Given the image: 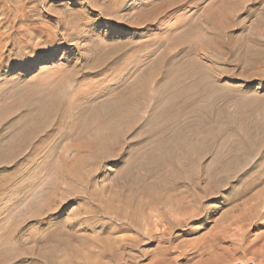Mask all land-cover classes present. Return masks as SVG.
Here are the masks:
<instances>
[{"label": "rangeland", "instance_id": "rangeland-1", "mask_svg": "<svg viewBox=\"0 0 264 264\" xmlns=\"http://www.w3.org/2000/svg\"><path fill=\"white\" fill-rule=\"evenodd\" d=\"M121 2L122 0H0V136L3 151L8 143L10 148L12 133L17 134L20 127L27 128L29 125L30 128L31 124H35V121L27 119L28 113L35 114L39 109L49 110L48 103L52 97L71 101L73 86L68 79L72 78L74 82L90 81L93 74L83 69L84 65L95 66L102 63L108 55L112 58V64L120 66L112 73L108 83L107 80L100 79L106 71L98 70V73H94L95 81L100 82L98 81L94 90L82 95L84 98L96 99L94 110L88 111L89 117L99 112L105 114L110 110V106L102 103L104 98L101 91L106 86L113 89L123 85L133 86L146 68L150 73L156 74L160 80L159 86L164 84L167 69L170 70L169 73L172 72L170 76L175 75V67L155 66L166 50L170 53V62H183V51L174 46V39L154 44L156 35L166 31L165 26L156 23L140 28L130 26L139 20L143 10L147 12L153 3L159 4L160 1L128 0L125 6ZM142 2H145L142 6L132 9ZM209 2L203 0L200 8L203 9ZM243 4L247 10L252 5L254 8L244 12L238 25L224 35L230 52L226 50L221 61L216 64L215 75L218 80L212 75L207 78L205 76L201 90L206 94L200 99L199 108L183 112L163 108L144 110L124 125L117 126L122 129L123 136L111 146L99 150L101 155L98 158L85 153L78 154L71 141H59L55 138L49 140V153L46 146L43 151L36 150V153L34 149L45 139L43 135L36 138L22 155H17L16 158L0 157V178L8 177L0 191V264H201L204 259H208L203 253V247L210 245L209 237L219 227L221 229L222 225H231L238 209L243 210L250 205L249 202H258L264 196V184L256 186L264 179V140H259L261 137L264 139V0H244ZM194 12V8L185 5L182 9L169 11L159 20L169 18L167 25L170 26L183 14L188 16ZM182 30L177 28L175 35ZM143 44L144 50L140 49ZM186 86L192 89L191 84ZM192 97L184 95L179 100L188 101ZM170 99V95H163L162 104ZM75 111L70 113L77 115L78 111ZM60 115L62 116L61 113ZM89 117L76 121L68 118L65 121L68 128L65 125L54 133L63 135L72 131V125H76L73 132H85V136L89 133L86 139H93L101 122ZM200 126L211 129L257 126L259 134L256 139L262 144H255L263 146V154L258 153L259 157L255 155L256 158L245 154V157H249L247 159L241 155H232L231 142L222 140L223 146L217 139L212 142V150L203 155L204 142L197 143L189 137L191 130H197ZM51 129L49 127L47 130ZM111 131L114 129L109 127L103 130L105 134H111ZM182 145L187 147L185 151ZM194 147L196 149L193 150ZM190 149L197 153L193 155L196 158L192 156L195 161L203 157L200 168L190 165V176L193 179L220 176L217 172L221 161L225 163L228 160L226 163L230 164L238 159L253 161L252 164L245 165L240 160L244 163L241 165L238 160V165L235 162V166L228 167V182L219 191L210 190L211 185L203 190L201 213L193 223L188 222V226L167 229L170 224L161 223L163 217L159 221L153 212L155 210L144 207L143 211L139 209L137 212L140 227H134L129 217H133V212L139 206L134 204H139L142 200L144 202L145 198V202L148 201L153 191L152 184L157 180L156 176L149 178L145 174L147 171L143 166L147 163V158L158 157L163 153L183 159L185 152L190 155ZM63 152L65 155L61 157ZM48 159L51 160L49 163ZM257 163L261 165L252 172L247 171ZM139 167H142L144 174ZM210 168L215 169L209 171ZM141 186H147V189ZM249 188L253 190L250 192ZM243 190L245 193H242ZM156 224L157 228L154 226ZM230 225L226 226L228 233H223L225 236L229 234L227 237L223 235L226 239H219L221 247L229 248L231 241L237 242L241 237V240L250 244L264 241V228L260 227L262 225L247 230L241 229L240 225ZM242 233L245 234L244 237ZM242 257L247 260L250 255L238 254L236 258L239 261L234 264H253L241 259Z\"/></svg>", "mask_w": 264, "mask_h": 264}, {"label": "bare ground", "instance_id": "bare-ground-1", "mask_svg": "<svg viewBox=\"0 0 264 264\" xmlns=\"http://www.w3.org/2000/svg\"><path fill=\"white\" fill-rule=\"evenodd\" d=\"M112 1L116 2V1H120V0H112ZM127 1L128 0H122V2H121L122 5L125 6ZM159 1H160L159 4L153 3L152 7L147 12H145V10H143L140 14L139 20L137 22L131 23L130 26H132L134 28H137V27L140 28L141 26H145V25H151V24L155 25V23H156V25L159 24L160 26L161 25L165 26L164 28H166V31L164 33L161 32L162 34L156 35L157 38L155 39L154 44H163L164 40H166V39H169V38L172 40L174 39V43H175L174 46L179 48V50L183 51V56H182L183 62L181 64H178L177 62H170L169 61L170 53L167 52V50H166L164 52V54H162L160 59L156 62L155 66L159 67V68H162L164 65L165 66L169 65L170 67L171 66L175 67V75L170 76V74L172 72L169 73L170 70L167 69L166 73L164 75V84L159 86L158 84L160 83L159 82L160 80L158 79V77L155 76L156 74L152 73V72L150 73L148 68H146V69L142 70V73L140 75L141 78L134 85L132 84L133 86L129 87L127 85H123V86L117 87L115 89H113L111 86L110 87L106 86L101 91V92H103V94L101 96L104 98L102 103L110 106V110L108 112H106L105 114L102 112H99L98 114H96L94 116L91 115L89 117L88 111L90 109H93L96 106V104H95L96 99L84 98L82 95L88 94L89 92L88 93H85V92H87V91L91 92L92 90L95 89V86L97 87V83L99 80L97 79L98 81L97 82L95 81V79H94L95 74L94 73L97 72L98 70L101 72H102V70L106 71L105 73H103V78H100V79H103L104 81L107 80V83H108L111 81L110 77H111L112 73L117 71L120 66L118 64H115V65L112 64V62H113L112 58L108 55L106 56L105 60L103 59L102 63H99L95 66H90L88 64L84 65L82 68L87 70L88 73L93 74V77H90V81L85 80V82L84 81L74 82L75 80H73L72 78L68 79V81L71 82L72 86H73V97L71 98V101L70 100H62V99H59V97L58 98L52 97L49 99V103H48L49 104V106H48L49 110L47 109V111L46 110L41 111V109H39L40 111L37 113L35 112V114H34V112L30 113V114L28 113L27 119L30 121L31 120L35 121V124H31L30 128H28L29 125L27 126V128L25 126V127H20V129L15 127L18 129L17 131L20 130V132H18V133L16 132L17 134L12 133V135H11L12 139H10L11 142L9 140L10 148H9V143L7 144L8 146L5 147V148H9V149L6 150L4 148V151L2 150V144L3 143H2V138L0 136V157L2 159H5L8 156H12V157L16 158L17 155H20L21 153L23 154L24 153L23 151H25L26 149L28 150V148H30L32 146V142L33 143L35 142L34 140H36V138L38 139V137L40 135H43V136H45V139L41 143H39V145L36 146L37 148L34 149L35 151L36 150L40 151L43 149L44 146H46L47 147L46 150L48 149L47 151L49 153V144H48L49 140L55 138L56 140H59V141H61V140L71 141L73 144L72 147L74 148L75 152H77L78 154L85 153V154H89L91 156H94L95 158H98L101 155V153L100 154L98 153L99 150H104L105 148L111 146L112 143L117 142L123 136L122 129H120L117 126L118 125H124L125 122H127L129 119H131L134 116L135 117L138 116L140 114V112H143L144 110H147L150 108L151 109L163 108L166 110L178 109V111L183 112V111H187L190 109L199 108V106L201 105L200 99L203 98L206 94V93L204 94V91L201 90V88H202L201 85L205 79V76L207 75L206 76V78H207L208 76L212 75V76L216 77V80H218V76L215 75V67H216V64L221 61V57L225 53V51L228 50L224 35L228 31H230V29L235 28L238 25V21H239L241 15L244 12L251 11L252 8H254V5L250 6L251 8L249 10H247L245 5L243 4L244 0H208V1H210L209 4H207L202 9V8H200V5H201V2L203 0H159ZM250 1L256 2L259 0H250ZM144 3L145 2H142V3L134 6V8H132V9H135V8L142 6ZM185 5H188V7H191V9L194 8L195 12L192 13L191 15H188V16H187V14H183L181 17H178V19H175V22L170 26L167 25V23H168L167 21L169 20V18H165L164 19L165 21L159 20V19H161V17L163 15H166L169 11H172L174 9H176V10L182 9V7ZM177 28H182L183 30L178 35H175V30ZM144 47H145V45L143 44L140 47V49L144 50ZM233 50H234V48H233ZM127 60H129V58ZM201 60H202V62H201ZM253 62H255V61H253ZM136 65L138 66L139 64H136ZM78 69L81 70V68H79V67H78ZM169 69H171V68H169ZM221 71H222V69H221ZM218 73H219V70H218ZM86 75H88V74L86 73ZM187 84L188 85L191 84L192 89L187 88V86H186ZM99 85H100V83H99ZM102 86H103V84H102ZM99 90H100V88H99ZM151 91H153V92H151ZM150 93H152V94H150ZM166 94L170 95L171 99L162 104V101H161L162 96L166 95ZM184 95H186V97H188V98L192 97V96L193 97L191 99H189L188 101L187 100L186 101L179 100ZM190 95H192V96H190ZM210 98H212V97H210ZM30 101H32V100H30ZM211 101H212V99H211ZM42 104L44 105L45 103H42ZM40 108H41V106H40ZM75 110L78 111V114L72 115L70 112H72V111L76 112ZM43 111H46V112H43ZM97 111H98V109H97ZM60 113L62 114V116L61 115L59 116ZM87 117H89V119L95 118L96 120L101 122L99 125V128H98L97 134H96V132L95 133L93 132L94 134H96L95 136L93 134V137H94V138L92 137L93 139H91V138L89 140L86 139V136L89 137L88 136L89 133H86L87 135L85 136L84 135L85 132H83V131H81V132H83V134L81 133L82 135L79 134L80 132L79 133L73 132V129L76 128L75 127L76 125H72L71 126L72 131H70L68 133L66 132L67 134L63 133V135L61 134L58 136L57 134L54 133V131H56L57 129H60L66 125L65 121H68L67 120L68 118H73V121H76V120H80V119L84 120ZM101 119H104L105 121H101ZM70 121H71V119H70ZM9 123H10V121H9ZM68 123L69 122H67V124ZM68 126L66 125L67 128H68ZM49 127H50V129L52 127V129L50 131L47 130V129H49ZM108 127L114 129V131H111V134H109V133L105 134L103 132V130H107ZM252 127L251 128H246V127L243 128V127H230V126L226 127L225 126V127L220 128V129H211V128H204V127L200 126L197 130L196 129H193L194 131L191 130V132L189 134L190 136L189 135L188 136L192 137V139L197 141V143L199 141L202 143L204 142L205 146L203 145V148L201 147L203 150V155H204V153L208 154L212 150V146H213L212 142L219 139V142H221V144H222V140L224 142H231L229 144H231L230 148L232 150L230 153H232V155L233 154L234 155H241L243 158V156L244 157L246 156L245 154H248L249 157L252 156V157L256 158L255 155H257L258 153H261L263 150L262 149L263 146L262 147L259 146L262 144V143L259 144V142H260L259 140L262 141L264 139H262V137L259 138V140L256 139V136L259 134V128L257 126H256L257 128L256 127L252 128ZM86 128H88V127H86ZM86 128H85V131H87ZM67 130H69V129H67ZM203 134L206 135L207 137L203 138V136H204ZM91 135H92V133H91ZM212 135H213V137H212ZM209 137H211V138H209ZM187 139H189V138H187ZM189 140H191V139H189ZM256 142H258L259 145L255 144ZM185 145L186 144H184V146ZM222 145L224 146V144H222ZM34 147H35V145H34ZM186 148L187 147H184L183 150ZM194 149H196V148L194 147L193 150ZM190 150L192 151V149H190ZM190 150H188V151H190ZM36 153H37V151H36ZM182 153H184V152H182ZM195 153L196 152L192 151L189 155L188 152H185L184 154L186 156L183 157L184 156L183 155L182 156L183 159H180L181 157L178 159V157L176 158L173 156H169L170 154L169 155H163V153H162L161 154L162 156L161 155L160 156L158 155V157L150 156L149 158H147V163H144V166L142 164H140L144 167L143 169H146L147 172H145V174L149 178L151 176L153 177V175H154V176H156L157 180L156 181L154 180L155 182L153 181L154 183L152 184L153 186L151 188L153 191L150 193V198H149L148 194H146L149 198L148 201L145 202V199H146L145 198L144 202H143V200H142V202L140 200L141 203L138 204V202H137V204H134V205H139L138 208L135 209V211L133 212L132 218H131V216H129L131 213L128 215L131 219V224H133L134 227H137V228L140 227V220H139V217L137 215L138 214L137 212L139 209H142L141 211H143L144 207L146 209L149 208V210H151V209L155 210L157 215H156L155 211H153V212L159 221H160V217H163L164 219L161 220V223H164V224L169 223L170 224L167 227V229H173V227H175V226H181V227L188 226L187 223L188 222L193 223L195 221L194 219L199 217V215L201 213L202 202L204 199V196L201 195L202 191L207 189L210 185H211L210 190L219 191L220 189H222L223 185L226 182H228L227 175H226V172L228 171V167L230 168V167L235 166V162H237V165H238L239 159L237 160V158H235V160H237V161H233L234 163L232 162L231 164L229 162L226 163L228 160L225 163H224V161H221V163L218 165L219 171L217 172V174L219 173L220 176L217 175L216 177H213V178L209 177V176H207V177L206 176H203V177L197 176L198 177L197 179H193L190 176V174H191V171H190L191 168L190 167L193 166V168L194 167L200 168L202 165L201 160H203V157L201 156V159H197L195 161L194 158H196V157L193 156ZM223 153L225 154V152H223ZM262 154H263V152H262ZM45 155H47V154H45ZM64 155H65V152L62 153L61 157H63ZM248 155H247V157H245L246 159L249 158ZM79 156L77 157V159H79ZM81 156H85V155H81ZM257 156L259 157V155H257ZM74 157H73V159H74ZM109 158H110V156H109ZM198 158H200V157H198ZM239 158H241V157H239ZM77 159H76V161H78ZM246 159H244V161H243V159H240V160H242L245 163V165H248L249 163L252 164L253 160H251L250 162H246ZM49 161H51V160L48 159V163H49ZM79 161H80V159H79ZM242 161L239 162L241 165L244 164ZM66 163L68 164V162H66ZM103 163H104V161H103ZM133 164H134V162H133ZM191 164H192V166H190ZM259 165H261V164L257 163L255 165L250 166L249 167L250 169H248V170L246 169V170L248 172H250V171L252 172L255 169V167H257ZM43 168H44V166H43ZM139 168L142 170V167H139ZM262 168L263 167H261V169ZM40 169H42V167ZM206 169H208V167ZM214 169L215 168H212L209 171H212ZM141 170H140V172H141ZM256 170H258V169L256 168ZM259 170H260V168H259ZM64 172H66V171H64ZM69 172H71V171H69ZM69 172H67V174ZM142 172H143V170H142ZM244 172H246V171H244ZM67 174H66V176H67ZM71 174H72V172H71ZM143 174H144V172H143ZM251 175H254V174H251ZM260 175H262V174H260ZM143 176H145V175H143ZM147 176L144 179H146ZM69 178H71V177H69ZM136 178H137V176H136ZM255 178L259 179V177H256V176H255ZM7 179H8V177L0 178V191L3 188L4 181H6ZM260 179H262V178H260ZM69 180H71V179H69ZM254 182H256V181H254ZM259 182H258V184H256V186L264 184V179L260 180ZM141 187H143V186H141ZM153 187H154V189H153ZM258 187H260V186H258ZM262 187H263V185H262ZM252 188H254V187H252ZM249 189L248 190L250 192L253 190V189L251 190V188H249ZM128 191H130V190H128ZM141 191H142V188H141ZM145 192L146 191H144V193ZM242 193H245V191ZM246 194H247V192H246ZM146 195H143V196H146ZM241 195H243V194H241ZM133 198H130V200ZM130 200H129V203H131ZM133 201L134 200H132V202ZM249 203H250V205L246 204L247 207L245 206V208H243V210L238 209L237 214H235V216L233 217V220H232L233 222L231 221L232 222V223L230 222L231 225L229 224L230 227L232 225H235V226L240 225L242 227L241 229L247 230L250 227H258V226L262 225L260 227L264 228V196L258 202H255V203L252 202V204H251V202H249ZM135 207H137V206H135ZM133 208H134V206H133ZM154 214H153V217H154ZM142 216H144V215L142 214ZM179 216H181V217L178 218ZM147 221H148V219H147ZM222 224H224V222H222ZM227 224L226 225L224 224L225 226L222 225L221 229L219 227L220 230L218 229L217 232L213 233L209 237L210 239H209L208 243L210 245L203 247V253L205 255H207L208 259L207 260L204 259L203 260L204 262H202L201 260L200 261L202 263H205V264H234V263L239 261V259H237L236 257L238 254L241 253V255H244V254H246L247 256L250 255V258H248L247 260L244 259V257L241 258V259L246 260V262H252L253 264H264V241L260 242V243H251L250 244L244 240H241L242 239L241 235L239 236L238 235L239 233H237V235L239 237H241V239L239 241L238 240H236L237 242L231 241V243H230L231 245L228 246L229 248H226L227 246L226 247L222 246L223 248L220 246L221 245L220 243H222V242H219L220 241L219 239H221V240L226 239L225 237H227L229 235L228 234L227 236H225V234H223V233H226V234L228 233L227 227L229 225L227 226ZM154 226L156 228L158 227L157 224ZM240 226H238V227H240ZM229 229H231V228H229ZM238 231H240V230H238ZM236 232H237V230H236ZM149 233H151V232H149ZM234 234L236 235L235 232H234ZM243 234L244 233H242V235ZM223 235L225 237H223ZM244 235H243V237H244ZM232 236H233V234H232ZM236 238H238V237H235V239ZM251 242H253V241H251ZM201 262H199V263H201ZM197 264H198V262H197Z\"/></svg>", "mask_w": 264, "mask_h": 264}]
</instances>
